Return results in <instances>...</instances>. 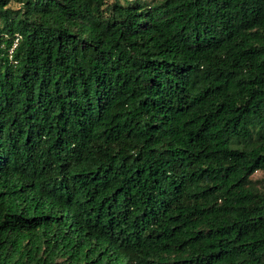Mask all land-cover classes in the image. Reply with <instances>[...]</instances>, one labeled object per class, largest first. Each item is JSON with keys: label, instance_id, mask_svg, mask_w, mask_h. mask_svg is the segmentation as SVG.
<instances>
[{"label": "trees", "instance_id": "16d2710c", "mask_svg": "<svg viewBox=\"0 0 264 264\" xmlns=\"http://www.w3.org/2000/svg\"><path fill=\"white\" fill-rule=\"evenodd\" d=\"M0 264H264V0H0Z\"/></svg>", "mask_w": 264, "mask_h": 264}, {"label": "rangeland", "instance_id": "374dc122", "mask_svg": "<svg viewBox=\"0 0 264 264\" xmlns=\"http://www.w3.org/2000/svg\"><path fill=\"white\" fill-rule=\"evenodd\" d=\"M111 1V0H110ZM258 177H260V174L259 173H256L255 175H254V178H258Z\"/></svg>", "mask_w": 264, "mask_h": 264}]
</instances>
